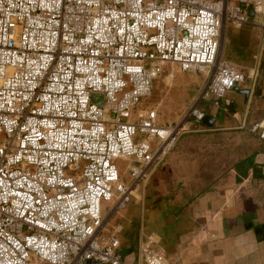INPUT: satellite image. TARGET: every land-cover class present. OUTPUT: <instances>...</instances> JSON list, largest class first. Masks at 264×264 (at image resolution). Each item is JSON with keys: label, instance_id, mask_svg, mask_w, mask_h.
Wrapping results in <instances>:
<instances>
[{"label": "built area", "instance_id": "built-area-1", "mask_svg": "<svg viewBox=\"0 0 264 264\" xmlns=\"http://www.w3.org/2000/svg\"><path fill=\"white\" fill-rule=\"evenodd\" d=\"M258 16L264 0H0V264H124L105 211L126 208L189 127L157 108L133 119L138 105L170 68L210 74L195 123L201 102L228 108L246 73L220 54L223 31ZM155 243L145 264L167 261Z\"/></svg>", "mask_w": 264, "mask_h": 264}, {"label": "crops", "instance_id": "crops-1", "mask_svg": "<svg viewBox=\"0 0 264 264\" xmlns=\"http://www.w3.org/2000/svg\"><path fill=\"white\" fill-rule=\"evenodd\" d=\"M254 20L262 24L264 16L228 27L239 29V61L225 58L246 73L229 93L235 110L201 102L216 116L214 126L184 135L126 208L106 220L104 233L120 239L124 264H145L141 247L149 235L165 264H264V139L250 129L264 124V30ZM191 76L190 106L207 84L203 74Z\"/></svg>", "mask_w": 264, "mask_h": 264}, {"label": "rangeland", "instance_id": "rangeland-1", "mask_svg": "<svg viewBox=\"0 0 264 264\" xmlns=\"http://www.w3.org/2000/svg\"><path fill=\"white\" fill-rule=\"evenodd\" d=\"M220 54L223 57H231L239 61V29L228 27L224 29ZM172 71V69L167 68L166 71L155 80L152 94L142 98L133 118L136 119L137 115L143 110L157 108L159 123L164 124L167 120H171V122H173L172 124L179 122L186 123L189 127L184 130L179 140L169 151L178 146L179 141L184 135L191 134L199 128L195 126V121L189 114V109L191 107L189 105V100L193 97L192 92L194 91V85L191 84V75L203 74L205 82L206 80L208 81L210 75L207 72H182L179 70L171 75ZM173 83L174 87L172 88ZM187 101H189L188 105L186 104ZM115 162L120 169L123 179L129 184L132 183L131 176L127 170L129 161L127 159L118 158ZM134 192L135 191H133V194ZM106 204V206L110 205V203ZM111 215L112 214L108 210L105 211L106 220H109V222H111L112 219L110 217ZM108 226L113 227L114 221L112 225L109 224Z\"/></svg>", "mask_w": 264, "mask_h": 264}, {"label": "water", "instance_id": "water-1", "mask_svg": "<svg viewBox=\"0 0 264 264\" xmlns=\"http://www.w3.org/2000/svg\"><path fill=\"white\" fill-rule=\"evenodd\" d=\"M249 11H250V17H253V16H254V10H253V8H250ZM236 89H238V85L235 86L233 90H236ZM245 93L247 94V98H246V102H247L248 94H249L248 90H246ZM92 98H93L94 100H96V99L99 98L100 101H98V103H99L100 105H103V104H104V96H103L102 93H97V92H96V93H93V94H92ZM228 108H230L232 111H234V110H235L234 102L231 101V103L229 104ZM215 121H216V116H215L214 114H211V113L207 114V115L202 119V123H203L204 125H206L207 127H210V128L214 126ZM110 217H111V216H110ZM108 219H109V218H108ZM85 264H103V263L98 262V261H94V260H87V261L85 262Z\"/></svg>", "mask_w": 264, "mask_h": 264}, {"label": "trees", "instance_id": "trees-1", "mask_svg": "<svg viewBox=\"0 0 264 264\" xmlns=\"http://www.w3.org/2000/svg\"><path fill=\"white\" fill-rule=\"evenodd\" d=\"M230 95L228 94V98L230 99L229 97ZM195 124L199 125V126H202L203 127V123L202 122H196Z\"/></svg>", "mask_w": 264, "mask_h": 264}]
</instances>
